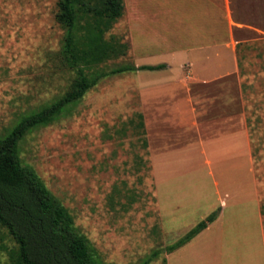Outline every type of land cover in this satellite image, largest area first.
I'll use <instances>...</instances> for the list:
<instances>
[{
  "label": "rangeland",
  "instance_id": "374dc122",
  "mask_svg": "<svg viewBox=\"0 0 264 264\" xmlns=\"http://www.w3.org/2000/svg\"><path fill=\"white\" fill-rule=\"evenodd\" d=\"M57 2L0 0V133L71 85L72 72L58 60L64 31L55 19ZM124 2L111 35L131 50L110 66L170 65L175 55L192 51L199 61L205 50L222 68L236 64L228 26L231 42H246L239 47L246 75L237 89L245 84L247 91L228 84V102L204 104L200 128L189 125L190 108L178 103L174 129V120L168 125L159 118V86L175 79L183 85L188 70L172 71V79L148 72L107 77L72 114L24 138L23 162L69 209L107 264H141L213 213L217 219L206 230L150 264H264V103L253 119L263 121L255 148L246 122L247 98H264V0H192L188 11L171 0ZM136 113L144 117L145 150L126 125ZM131 195L137 201L126 211ZM221 200L228 203L222 210ZM5 246L16 244L0 229V264H11Z\"/></svg>",
  "mask_w": 264,
  "mask_h": 264
},
{
  "label": "trees",
  "instance_id": "16d2710c",
  "mask_svg": "<svg viewBox=\"0 0 264 264\" xmlns=\"http://www.w3.org/2000/svg\"><path fill=\"white\" fill-rule=\"evenodd\" d=\"M124 14V0L57 2L55 19L64 31L58 60L63 68L72 72L71 85L64 94L19 115L0 133V229H4L16 244L11 248L5 246L11 264H107L80 232L69 209L51 192L35 169L23 162L20 145L32 131L72 114L75 106L103 79L167 67L166 64L136 65L133 61L109 65V62L129 56L131 50L129 42L111 35ZM238 63L243 77L246 71L241 66L239 54ZM247 87L244 84V92ZM247 101L246 122L255 148L258 145L253 142L255 130L263 121L260 116L256 121L253 119L257 116L256 111L263 109L264 98L262 103L249 98ZM126 125L133 135L140 137L138 141L145 150L142 114L136 113ZM145 167L149 169L147 165ZM136 201L134 195L129 196L125 210ZM216 219L217 213L211 214L164 250L152 251L141 264H150L164 252L173 253L184 247Z\"/></svg>",
  "mask_w": 264,
  "mask_h": 264
},
{
  "label": "crops",
  "instance_id": "0c3cea01",
  "mask_svg": "<svg viewBox=\"0 0 264 264\" xmlns=\"http://www.w3.org/2000/svg\"><path fill=\"white\" fill-rule=\"evenodd\" d=\"M162 1V0H161ZM166 1V0H165ZM170 1V0H169ZM173 4H178L180 2L181 5H185L182 7L183 11H188L189 6H191L192 0H171ZM227 44L233 45L235 48V52L232 55L235 56L236 64H231L229 66H224V68L220 67L219 65L211 63L209 60L208 50H205L206 53L199 54V61H195L193 59L194 52H185L184 54H177L174 56V63L170 65L168 62H162L159 64H166L167 67L165 69L159 71H139V72H148L149 74H159L162 77L165 76L168 79H172L175 77V74H170L172 71H179L182 67V70H188V74L184 77V84L180 85L177 83L176 79L174 82L168 81V83L163 86L160 84L159 86V102H160V115L159 118L161 120H166V123L170 125L171 121L174 120V129H178V121H177V107L178 103L185 104L186 108L188 109V113L190 114V121L189 125L194 127L193 125L196 124L198 128L202 127V117H200L204 112L203 106L208 102H228L230 98L228 89L231 84L234 82V87H241V74H240V67L238 63V54H239V47L242 43L241 40L230 41L232 38L230 27L227 26ZM260 37H256L255 40H259ZM239 46V47H238ZM240 58V57H239ZM182 59H186L189 62V65L186 66L182 63H177ZM198 60V59H197ZM200 62V63H199ZM137 65V64H136ZM143 65H158V64H143ZM181 65V66H179ZM169 67V68H168ZM173 67V68H172ZM175 67H178L175 69ZM168 68V69H167ZM172 68V69H171ZM231 79V80H229ZM192 84H195L192 85ZM195 87V89H194ZM216 87L218 91L212 92V89ZM244 89V85L242 84V89H237L242 94V90ZM244 91V90H243ZM164 104V106H163ZM243 123H245V111H243ZM201 134V133H200ZM234 135L240 136V132L233 133ZM240 138V137H239ZM200 139V147H204L203 141ZM245 155V154H244ZM244 155H238L236 157L237 160L243 158ZM240 167V166H239ZM238 162L237 166L234 167V170L239 169ZM229 181V180H228ZM216 182V181H215ZM217 183V182H216ZM237 193H234L233 198L236 199L235 196ZM239 196V194H237ZM228 197H232L231 194H227ZM223 200V199H222ZM221 200V201H222ZM223 202V201H222ZM221 202V210L222 206L227 207L228 203Z\"/></svg>",
  "mask_w": 264,
  "mask_h": 264
}]
</instances>
